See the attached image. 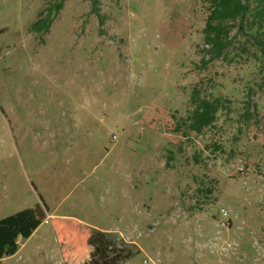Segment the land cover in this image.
Listing matches in <instances>:
<instances>
[{"label":"rangeland","instance_id":"obj_1","mask_svg":"<svg viewBox=\"0 0 264 264\" xmlns=\"http://www.w3.org/2000/svg\"><path fill=\"white\" fill-rule=\"evenodd\" d=\"M50 3L0 0V220L47 214L3 264H64L48 216L113 231L140 250L125 264H264V65L245 39L204 64L209 0H65L33 33ZM195 90L226 105L201 134Z\"/></svg>","mask_w":264,"mask_h":264},{"label":"trees","instance_id":"obj_2","mask_svg":"<svg viewBox=\"0 0 264 264\" xmlns=\"http://www.w3.org/2000/svg\"><path fill=\"white\" fill-rule=\"evenodd\" d=\"M65 0H50L31 26L33 33H48ZM210 14L204 29V42L210 55L204 64L225 59L234 39H245L241 55L253 49L255 60L264 65V0H209ZM236 35L232 37V33ZM250 47V48H248ZM237 57V56H235ZM194 110L187 118L190 131L201 134L216 123L218 112L226 105L220 98H202L195 90ZM47 219L45 208L27 209L0 220V264L19 250V240H28ZM64 264H125L140 250L118 241L112 232L88 226L73 218L49 219Z\"/></svg>","mask_w":264,"mask_h":264},{"label":"crops","instance_id":"obj_3","mask_svg":"<svg viewBox=\"0 0 264 264\" xmlns=\"http://www.w3.org/2000/svg\"><path fill=\"white\" fill-rule=\"evenodd\" d=\"M51 218H54V217H52V216H48V219H51ZM45 222H46V221H45ZM103 231H105V230H103ZM106 231H108V232H113V231H110V230H106ZM35 232H36V231H35ZM35 232L33 233V235L35 234ZM33 235H32V236H33ZM32 236H31V237H32ZM31 237H30V238H31ZM30 238H29V239H30ZM29 239H28V240H29ZM6 259H7V258L3 259L2 264H3V262H4Z\"/></svg>","mask_w":264,"mask_h":264}]
</instances>
